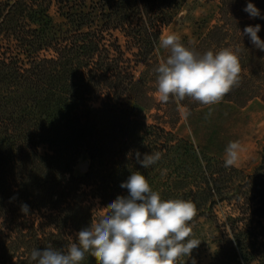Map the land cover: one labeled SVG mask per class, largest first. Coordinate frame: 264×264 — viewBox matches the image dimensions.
I'll use <instances>...</instances> for the list:
<instances>
[{"label":"trees","instance_id":"16d2710c","mask_svg":"<svg viewBox=\"0 0 264 264\" xmlns=\"http://www.w3.org/2000/svg\"><path fill=\"white\" fill-rule=\"evenodd\" d=\"M186 1L0 0V264H34L33 249H66L102 208L128 195L120 185L133 171L162 199L192 201L191 228L202 217L219 224L211 264H264V147L252 172L218 158L230 141L223 109L264 99V51L243 35L259 24L264 40V0H206L217 3L215 24L194 48L239 46L242 71L210 115L182 102L201 148L175 132L183 108L160 102L150 83L162 31ZM249 2L260 16L244 11ZM139 64L147 70L137 77ZM136 151L161 159L142 168ZM84 154L88 169L76 176ZM225 202L233 212L221 221L216 208ZM82 264L96 261L89 255Z\"/></svg>","mask_w":264,"mask_h":264},{"label":"clouds","instance_id":"9594fccd","mask_svg":"<svg viewBox=\"0 0 264 264\" xmlns=\"http://www.w3.org/2000/svg\"><path fill=\"white\" fill-rule=\"evenodd\" d=\"M244 11L253 18L260 16L251 2ZM260 30L259 24L250 25L243 35L264 51ZM157 47L167 52L154 69L157 99L162 103L174 101L183 108L184 119L191 115L182 105L185 99L207 106L210 115L211 106L220 104L240 83L239 46L200 53L182 43L180 35L169 32L160 36ZM241 151L239 141H229L224 149V166H236ZM135 159L142 168H149L161 159V153L141 156L136 151ZM120 187L128 195L118 196L102 208V213L88 228L80 230L66 249H33L30 260L34 264H82L90 255L96 264H179L182 258H189L201 243L190 226L197 214L196 205L185 199H162L140 171H133ZM21 211L27 215L28 206L22 205Z\"/></svg>","mask_w":264,"mask_h":264},{"label":"rangeland","instance_id":"374dc122","mask_svg":"<svg viewBox=\"0 0 264 264\" xmlns=\"http://www.w3.org/2000/svg\"><path fill=\"white\" fill-rule=\"evenodd\" d=\"M216 7L217 3L215 2L187 0L173 23L163 29L162 34L175 32L181 36L182 43L189 47H195L206 35L208 29L215 24L212 18L216 15ZM203 19L210 21L205 23ZM166 55L167 52L163 49L157 50L156 61L159 62L161 57H166ZM146 70L147 66L144 64H139L135 67L137 77H140L141 73ZM150 83L155 86L156 80ZM223 111L227 119L225 132L228 134V138L230 141H239L242 146L240 161L234 167L252 172L260 166L262 161L264 147V99L257 98L244 108L233 107L232 109H223ZM149 122H152V119H149ZM168 129L171 130L170 127ZM175 132L189 139L200 148L203 145L190 130L187 119L183 118L182 128L179 127ZM206 153L208 156H213L207 151ZM218 158L224 160V154ZM87 165H89V160L84 154L75 168V175L83 176L86 173ZM216 211L221 221H225L227 216L233 212L226 202L220 203ZM192 232L194 238L199 239L201 243L197 248L193 249L189 258H182L179 264H211L221 245L223 229L214 220L202 217L193 224Z\"/></svg>","mask_w":264,"mask_h":264},{"label":"water","instance_id":"95a60500","mask_svg":"<svg viewBox=\"0 0 264 264\" xmlns=\"http://www.w3.org/2000/svg\"><path fill=\"white\" fill-rule=\"evenodd\" d=\"M89 166V165H88ZM88 166H87V168H86V171H87V169H88Z\"/></svg>","mask_w":264,"mask_h":264},{"label":"bare ground","instance_id":"6f19581e","mask_svg":"<svg viewBox=\"0 0 264 264\" xmlns=\"http://www.w3.org/2000/svg\"><path fill=\"white\" fill-rule=\"evenodd\" d=\"M87 166H88V165H87ZM87 166H86V167H87Z\"/></svg>","mask_w":264,"mask_h":264}]
</instances>
